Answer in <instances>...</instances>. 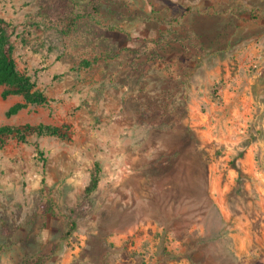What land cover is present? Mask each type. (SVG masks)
I'll use <instances>...</instances> for the list:
<instances>
[{
  "label": "rangeland",
  "instance_id": "1",
  "mask_svg": "<svg viewBox=\"0 0 264 264\" xmlns=\"http://www.w3.org/2000/svg\"><path fill=\"white\" fill-rule=\"evenodd\" d=\"M53 1L0 0L16 68L48 99L6 117L22 98L0 96V126L67 125L69 134L10 138L0 148V264L38 256L46 264L179 263L182 245L169 229L217 223L205 191L230 246L242 242L234 237L242 213L246 245L264 246V218L246 207L255 180L240 163L256 145L251 160L264 174V0H62L79 18L65 35L39 14ZM166 31V42L146 43ZM146 63L153 72L141 79ZM223 88L253 100L246 138L229 156L200 139V101L217 106ZM173 151L180 156L170 171L173 162L159 156ZM95 160L100 181L81 204ZM75 207L76 231L64 237Z\"/></svg>",
  "mask_w": 264,
  "mask_h": 264
},
{
  "label": "trees",
  "instance_id": "2",
  "mask_svg": "<svg viewBox=\"0 0 264 264\" xmlns=\"http://www.w3.org/2000/svg\"><path fill=\"white\" fill-rule=\"evenodd\" d=\"M39 11L44 23L48 24L50 27H65V30L61 32L64 35L69 31L68 26H71L72 23L79 19L77 16L73 15L72 10L66 4V1L62 0H56L46 4L42 6ZM93 11L96 12V9L93 8ZM3 25L4 22L0 18V87L2 88L0 96L3 100L10 96H20L22 98V102L12 105L6 111V117H10L28 106H46L48 104V99L41 90L35 88V83L31 80L30 76L17 70L12 56L13 48ZM167 34L166 31L165 33H161L157 39L145 42L152 43L153 45H160L167 41ZM129 53L134 57L138 52H133L132 50ZM115 55L117 56L118 53ZM82 64L87 67L89 65L87 62H83ZM152 72V65L147 63L144 64L140 74L141 79H145ZM173 127L174 124L171 123H160L156 125V129L159 130L165 128L172 130ZM31 136L37 138L52 137L59 140H68V126L62 125L56 127L44 124H24L19 126L2 125L0 126V148H2L10 138L16 139L21 143H27L28 138ZM197 152L198 154L203 155L202 150H197ZM179 156L180 153L178 151H173L168 158L165 154H162L159 157L160 159L166 158L167 162H173V166L170 168L171 171L174 170L175 163L178 161ZM41 161L44 160L41 159ZM101 173V163L98 160H95L89 173L88 182L83 188L81 204H90V197L98 187ZM237 183H239V180H237ZM237 192H239V187H237L232 193L237 195ZM175 193L177 197H179V193ZM204 195L206 198V208H210L209 210L215 215L217 223L216 225L212 224L210 230L205 228L202 232L190 230V228L187 227L179 231V235L177 234V230L173 228L171 230L169 229V231L174 234V239L181 242V258L186 259L189 264H235L236 259L229 249L230 239L226 231L227 224L220 217L216 206L212 203L206 191L204 192ZM227 198L228 201L233 200L230 193L227 194ZM79 215L76 207L69 210L67 215L68 230L64 237L69 236L76 231V219ZM56 248L57 246H52L50 255L55 253ZM47 260L48 257L38 256L25 260L21 264H46Z\"/></svg>",
  "mask_w": 264,
  "mask_h": 264
},
{
  "label": "crops",
  "instance_id": "3",
  "mask_svg": "<svg viewBox=\"0 0 264 264\" xmlns=\"http://www.w3.org/2000/svg\"><path fill=\"white\" fill-rule=\"evenodd\" d=\"M201 103L207 107V110L205 114H200V125L206 127L200 132V139L206 143L213 142L219 148L225 149L227 156L235 154L239 142L246 138V127L252 119L253 100L251 95L240 97L239 91L226 92L223 88L222 99L217 106L210 103L205 97H202L200 107ZM257 150L256 145L250 146L246 150L244 161H240V163L242 172L255 180L252 186L256 196L254 201L247 203L246 207H255L264 218V174L257 171L251 160L252 154ZM230 175L235 176L234 172ZM221 213L223 215L222 210ZM237 219L238 222L234 229H238V234L234 237L242 242L239 246H230L229 248L236 259L235 264H264V246H250V243L248 245L245 243L246 232L251 230L247 216L242 213L237 215ZM176 264H189V262L181 258V261Z\"/></svg>",
  "mask_w": 264,
  "mask_h": 264
}]
</instances>
